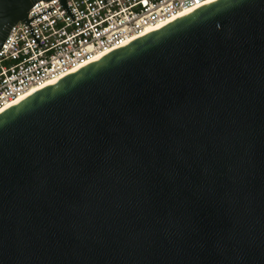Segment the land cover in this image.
I'll return each mask as SVG.
<instances>
[{"label": "water", "instance_id": "water-1", "mask_svg": "<svg viewBox=\"0 0 264 264\" xmlns=\"http://www.w3.org/2000/svg\"><path fill=\"white\" fill-rule=\"evenodd\" d=\"M38 1L0 0V49ZM0 264H264V0H218L0 115Z\"/></svg>", "mask_w": 264, "mask_h": 264}, {"label": "built area", "instance_id": "built-area-1", "mask_svg": "<svg viewBox=\"0 0 264 264\" xmlns=\"http://www.w3.org/2000/svg\"><path fill=\"white\" fill-rule=\"evenodd\" d=\"M58 1L36 2L27 20L52 10L30 28L20 22L9 30L0 49V111L209 0H64L73 20Z\"/></svg>", "mask_w": 264, "mask_h": 264}, {"label": "bare ground", "instance_id": "bare-ground-1", "mask_svg": "<svg viewBox=\"0 0 264 264\" xmlns=\"http://www.w3.org/2000/svg\"><path fill=\"white\" fill-rule=\"evenodd\" d=\"M216 1H218V0H209L207 3H205V4L201 5V6H198V7L195 8V9L188 10V11H186V12L180 14L178 17L174 18L173 20L167 22L166 24L161 25V26H158V27H156V28H153L152 30L147 31V32L144 33L143 35H141V36H139V37H137V38H134V39L131 40L129 43H132V42H134V41H136V40L142 39V38H144V37H146V36H148V35H150V34L156 32V31H158V30H160V29H162V28L168 26L169 24H171V23L177 21L178 19H181V18L187 16L188 14H190V13H192V12L198 10V9H201V8H204V7L208 6V5H211L212 3H215ZM127 45H128V44H127ZM116 50H118V49L112 50L111 52H108V53L102 55L101 57H105V56L109 55L110 53H112V52H114V51H116ZM85 67H86V66H85ZM85 67H84V68H85ZM84 68L81 67V68H79V69L73 71L72 73H76V72H78V71H80V70H82V69H84ZM72 73H70V74L72 75ZM66 77H68V76H66ZM66 77H64V78H66ZM64 78H62V79H64ZM62 79H60V80H58V81H52V82H49V83L45 84L44 86H42V87H40V88H37V89L32 90L31 92H29V93L26 94L25 96L21 97V98L18 99L17 101L13 102V103L10 104L9 106H7V107H5L3 110H1V111H0V115H2L3 113H5V112L8 111L9 109L13 108L14 106L18 105L19 103H21L22 101H24L26 98H28V97H30V96H32V95H34V94H36V93H38V92H40V91L46 89V88H48V87H50V86H52V85L58 83V82L61 81Z\"/></svg>", "mask_w": 264, "mask_h": 264}]
</instances>
